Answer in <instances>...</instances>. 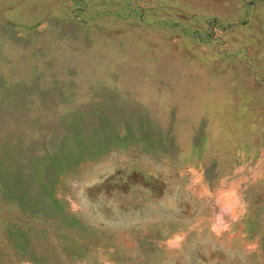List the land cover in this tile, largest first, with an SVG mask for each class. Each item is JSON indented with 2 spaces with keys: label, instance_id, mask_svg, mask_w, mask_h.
Here are the masks:
<instances>
[{
  "label": "rangeland",
  "instance_id": "374dc122",
  "mask_svg": "<svg viewBox=\"0 0 264 264\" xmlns=\"http://www.w3.org/2000/svg\"><path fill=\"white\" fill-rule=\"evenodd\" d=\"M0 264H264V0H0Z\"/></svg>",
  "mask_w": 264,
  "mask_h": 264
}]
</instances>
